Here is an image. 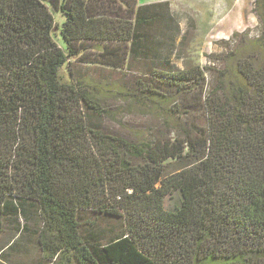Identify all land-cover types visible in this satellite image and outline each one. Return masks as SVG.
I'll list each match as a JSON object with an SVG mask.
<instances>
[{
  "label": "trees",
  "instance_id": "1",
  "mask_svg": "<svg viewBox=\"0 0 264 264\" xmlns=\"http://www.w3.org/2000/svg\"><path fill=\"white\" fill-rule=\"evenodd\" d=\"M254 11L259 37L209 80L168 2L0 0V257L34 216L43 264H264V0ZM89 43L125 84L62 80ZM116 97L160 127L118 131Z\"/></svg>",
  "mask_w": 264,
  "mask_h": 264
},
{
  "label": "rangeland",
  "instance_id": "2",
  "mask_svg": "<svg viewBox=\"0 0 264 264\" xmlns=\"http://www.w3.org/2000/svg\"><path fill=\"white\" fill-rule=\"evenodd\" d=\"M256 0H138L139 5H147L158 2H168L170 10L177 18L182 36L186 37L185 44L180 49L183 57L190 59L197 65L204 68L208 79L211 73L207 68L220 70L224 67V56L234 51L241 43L253 42L259 37L261 23L255 14ZM53 12L57 23L55 41L66 50L60 36L62 24L65 22L63 14L59 11ZM89 48L81 52V56L71 67H64L61 71L62 80L73 83L82 78L91 79L93 82L104 81L107 86L118 83L125 84L128 80L126 71L114 70L94 64L100 61L102 47L99 49L91 47L94 43L84 44ZM184 48V49H183ZM82 55L89 57L90 63L80 61ZM116 83V84H115ZM113 108L115 120L112 125H116L118 131L121 128L137 129L138 131L149 133L160 127V122L155 118V113L148 110H141L131 106V103L121 97L113 98L108 104ZM114 127V126H113ZM174 137V135H173ZM167 209H174L178 205V196L173 199L167 198L165 202ZM86 219L96 221L97 216L88 213ZM27 224L29 232L23 235L16 233V226H8L5 230L3 243L10 242L13 234L17 235L15 246L5 252L0 257V264H43L42 257L36 244V231L39 225L34 216ZM101 219V218H100ZM21 225H26L27 221L20 220ZM97 227L105 228L108 222L97 220ZM37 225V226H36ZM89 229L87 226L86 229Z\"/></svg>",
  "mask_w": 264,
  "mask_h": 264
}]
</instances>
